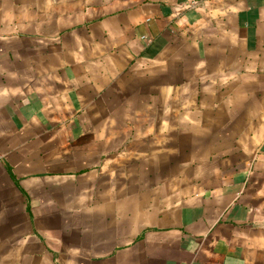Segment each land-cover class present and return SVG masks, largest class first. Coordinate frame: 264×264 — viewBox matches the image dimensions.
Masks as SVG:
<instances>
[{
  "label": "crops",
  "instance_id": "obj_1",
  "mask_svg": "<svg viewBox=\"0 0 264 264\" xmlns=\"http://www.w3.org/2000/svg\"><path fill=\"white\" fill-rule=\"evenodd\" d=\"M0 264H264V0H0Z\"/></svg>",
  "mask_w": 264,
  "mask_h": 264
}]
</instances>
